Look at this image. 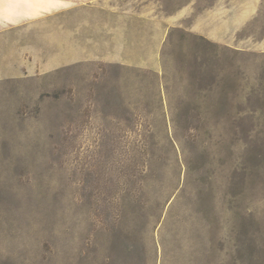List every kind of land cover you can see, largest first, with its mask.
<instances>
[{
	"label": "rangeland",
	"instance_id": "1",
	"mask_svg": "<svg viewBox=\"0 0 264 264\" xmlns=\"http://www.w3.org/2000/svg\"><path fill=\"white\" fill-rule=\"evenodd\" d=\"M9 4L0 63L33 67L0 75V264H264V0L221 45L174 30L140 66L63 58L56 12Z\"/></svg>",
	"mask_w": 264,
	"mask_h": 264
},
{
	"label": "crops",
	"instance_id": "2",
	"mask_svg": "<svg viewBox=\"0 0 264 264\" xmlns=\"http://www.w3.org/2000/svg\"><path fill=\"white\" fill-rule=\"evenodd\" d=\"M259 5L260 0H10L7 16L11 23H17L56 12L58 48L63 58H75L76 52L92 57L93 52L104 49L106 61L122 59L140 66L146 64L144 57L134 56L132 51L146 49L145 44L150 50H159L164 35L174 30L221 45L227 36L247 27ZM8 29L0 31V42L12 41L6 34ZM30 44L33 47L32 41ZM114 51H119L121 58L112 57ZM28 67H33V62L25 59L20 64L3 62L0 75L18 76Z\"/></svg>",
	"mask_w": 264,
	"mask_h": 264
},
{
	"label": "trees",
	"instance_id": "3",
	"mask_svg": "<svg viewBox=\"0 0 264 264\" xmlns=\"http://www.w3.org/2000/svg\"><path fill=\"white\" fill-rule=\"evenodd\" d=\"M148 168V167H147Z\"/></svg>",
	"mask_w": 264,
	"mask_h": 264
}]
</instances>
